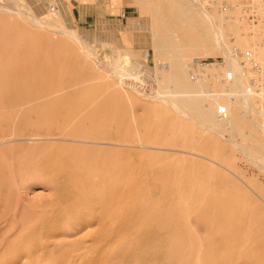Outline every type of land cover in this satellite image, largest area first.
<instances>
[{
    "label": "bare ground",
    "instance_id": "obj_1",
    "mask_svg": "<svg viewBox=\"0 0 264 264\" xmlns=\"http://www.w3.org/2000/svg\"><path fill=\"white\" fill-rule=\"evenodd\" d=\"M38 1L0 0V19L58 27L96 62L74 98L55 91L21 99L19 113L0 111V264H264V182L244 180L227 162L218 164L222 171L196 159L215 162L198 153L202 130L235 139L242 131L234 107H255L261 95L264 101L262 90L248 93L249 78L232 52L226 82L222 63L212 65L213 91L191 71L190 56L221 51L222 26L198 0H127L140 19L151 14V50L104 59L88 34L41 18ZM192 5L212 34L191 31L199 18ZM151 53L154 68L143 62ZM141 74L155 79L150 91L137 81ZM247 145L239 149L264 171V146ZM30 176L43 177L52 194L30 197Z\"/></svg>",
    "mask_w": 264,
    "mask_h": 264
},
{
    "label": "rangeland",
    "instance_id": "obj_2",
    "mask_svg": "<svg viewBox=\"0 0 264 264\" xmlns=\"http://www.w3.org/2000/svg\"><path fill=\"white\" fill-rule=\"evenodd\" d=\"M198 2L201 3V7L206 12L214 17V22L222 26L225 36L221 51H216L213 54L190 56L191 71L199 73L201 79L207 83L211 91L216 89L215 87H217L218 83L213 75L212 65L222 63L221 82H226V68L229 69L226 59L231 55V52L237 51L238 54L235 58L240 63L245 60V55L250 52L260 65L264 66V4L260 0H198ZM128 3L127 0H39L37 4L41 6V18L47 16L48 20L61 19L62 25L66 24L64 27L78 32L83 38L87 37L90 41L89 45L91 47L94 46V50L98 49L95 52L100 57L106 59L111 56L113 58L123 53L124 59H131L133 55H125V50L133 48L134 55H140L146 50H151L149 31L146 29L150 25L151 14H149L148 10H145L143 18L140 19L135 5ZM249 3L256 4L257 18H253L251 12L247 11ZM125 7L127 12L124 16L122 12ZM192 8L199 18L195 19V27H190L191 31L196 35L202 33L212 34V27L208 21H205L206 18L200 7L192 5ZM22 18L21 16H13L9 24L5 20L0 19V111L6 114L19 113L21 107L25 104L21 99L25 97L50 96L55 91H60L67 97L74 98L76 96L75 91L78 89V81L86 82L91 79L89 76L96 62L93 57H88L85 52L80 51V43H77L76 40L68 35L59 33L57 31L58 27L50 28L43 25L42 28H37L33 25H25L28 22ZM54 28L57 29L54 30ZM85 31L86 34H83ZM87 34L90 35L88 36ZM84 35L87 36L85 37ZM24 43L32 49L17 51L21 49L22 46L20 45ZM114 47H118L121 50H118V52ZM143 62L145 66L154 68L156 62L153 53L149 55L147 61L143 60ZM251 72L248 74L249 79H259L260 91L264 92V74L260 76L258 73ZM144 76V74H141L137 81L142 86L145 85L144 88H147V91H150L155 86V79ZM142 81L146 82L142 83ZM255 98H257L255 99V107H234V111L241 122L242 131L241 134L237 135L236 140L234 139L235 136L233 135V137L230 132H225L220 136L219 133L217 135L216 132H205L202 130L200 134H202L203 140L200 142L198 153L201 155L205 154L203 156L215 162L200 158L196 159L222 171L223 169L220 168V165H224V163L227 165V162L228 167L230 166L231 170L233 172L236 171L243 179L245 178L244 180L260 182L258 183L260 185L264 182V171L262 169L261 172L258 171L257 169H260V166H257L258 163L251 160L252 163L249 157L246 159V155L239 149L247 144L249 145L247 147L264 146V138L261 129L258 127L259 123L264 124V111L262 110L264 109V101L262 95ZM220 105L225 106L224 100L220 101ZM248 110H251V112ZM139 115L146 116L147 112L140 110ZM20 121L23 123V119H20ZM243 133L253 136V139H250L248 135L246 137ZM141 134L143 133L141 132ZM223 136L225 138H222ZM227 138L231 139L228 140ZM234 152L237 154L233 155L235 154ZM224 158L227 159L225 160ZM231 160L235 161L232 162ZM246 160L247 162H245ZM27 167L26 165L25 168ZM226 174L233 179H237L231 173L227 172ZM19 177L23 176L18 175ZM29 185L30 197L52 194L50 187L46 186V182L41 176H30ZM251 194L253 193L251 192ZM164 202L163 200L161 201L162 205L165 204ZM260 202L264 205L262 201ZM201 223H204V221L202 220Z\"/></svg>",
    "mask_w": 264,
    "mask_h": 264
},
{
    "label": "built area",
    "instance_id": "obj_3",
    "mask_svg": "<svg viewBox=\"0 0 264 264\" xmlns=\"http://www.w3.org/2000/svg\"><path fill=\"white\" fill-rule=\"evenodd\" d=\"M260 1L264 4V0H260ZM247 11L251 12L253 18H257L256 14H258V11H257L255 3H249ZM237 54H238L237 51H234L235 57L237 56ZM244 58H245V60L240 64H241V67L243 69V74L247 78H249L248 74L251 71L254 73H258L260 76H262L264 74V66L262 64L260 65V63L256 60L255 56L252 53H250V52L247 53V55H245ZM233 76H234L233 72H231V71L228 72L227 77L229 80H232ZM249 81H250V85L248 88V93H251V92H258L259 93L260 88H261L259 79L257 80V78H255V79L250 78ZM219 113L223 116H226L227 115V108L226 107H220Z\"/></svg>",
    "mask_w": 264,
    "mask_h": 264
}]
</instances>
